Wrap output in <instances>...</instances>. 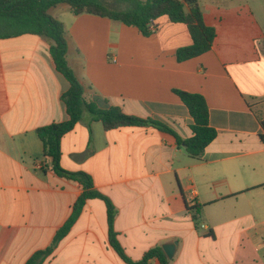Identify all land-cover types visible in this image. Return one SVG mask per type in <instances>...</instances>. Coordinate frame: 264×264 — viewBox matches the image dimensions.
<instances>
[{"label":"crops","instance_id":"obj_1","mask_svg":"<svg viewBox=\"0 0 264 264\" xmlns=\"http://www.w3.org/2000/svg\"><path fill=\"white\" fill-rule=\"evenodd\" d=\"M199 2L217 37L182 62L176 51L192 37L167 17L150 36L85 13L65 29L68 63L102 109L118 106L188 139L192 117L174 90L203 95L218 135L202 159L154 126L107 130L85 113L61 140V165L89 174L112 200L118 239L134 261L178 242L171 264H264V0ZM52 45L35 34L0 37V264H26L50 246L83 192L52 170L37 133L69 118L62 95L70 84ZM44 264H127L110 244L103 200L87 201Z\"/></svg>","mask_w":264,"mask_h":264},{"label":"trees","instance_id":"obj_2","mask_svg":"<svg viewBox=\"0 0 264 264\" xmlns=\"http://www.w3.org/2000/svg\"><path fill=\"white\" fill-rule=\"evenodd\" d=\"M129 7L125 10L111 9L103 0H0V37L10 38L24 34L45 36L53 41L50 48L57 70L68 80L69 89L63 93L62 100L66 104L68 120L54 122L39 127L37 133L44 146L45 158L51 159V168L59 176L79 182L83 192L74 204L68 221L61 227L50 246L37 251L26 264H44L59 243L70 233L80 217L86 203L91 199H101L106 203L109 241L112 248L127 264H150L152 259L160 264H171L162 247H155L145 253L139 261L128 256L118 239L115 228L117 210L112 200L95 189L92 177L83 172L72 173L61 165V140L82 120L85 113L101 121L107 130L131 126H154L171 133L179 146H184L187 154L196 160L202 159L208 145L217 137L218 132L210 124V109L206 98L197 93L174 90L188 108L192 117L190 128L193 136L184 139L167 124L143 119L126 114L118 106L102 109L97 101L87 100L85 87L77 78L67 60L68 40L65 25L51 13L60 4H68L75 15L92 14L119 21L127 26L136 27L143 35L150 36L155 31V21L167 17L174 23H184L192 37V43L176 51L178 61H186L198 57L211 50L217 31L206 24L199 0H120ZM264 129V120L262 121ZM264 142V133L260 135ZM197 221V217L194 216Z\"/></svg>","mask_w":264,"mask_h":264},{"label":"rangeland","instance_id":"obj_3","mask_svg":"<svg viewBox=\"0 0 264 264\" xmlns=\"http://www.w3.org/2000/svg\"><path fill=\"white\" fill-rule=\"evenodd\" d=\"M105 2L106 5L109 6V8L111 9H117V10H125L127 9L129 6L124 3L121 2L120 0H103ZM217 2L220 3H240L243 0H215ZM206 2H202V4H205ZM67 5H61L57 8H54L52 10V14L54 17H57L58 19H60L66 27H69L70 24L74 21L75 15L73 12H71V10L69 9V7H65ZM264 243V240L261 242ZM260 248L263 249L262 244H260Z\"/></svg>","mask_w":264,"mask_h":264},{"label":"water","instance_id":"obj_4","mask_svg":"<svg viewBox=\"0 0 264 264\" xmlns=\"http://www.w3.org/2000/svg\"><path fill=\"white\" fill-rule=\"evenodd\" d=\"M177 245L178 242L165 243L164 245H162V249L169 260L174 257Z\"/></svg>","mask_w":264,"mask_h":264}]
</instances>
